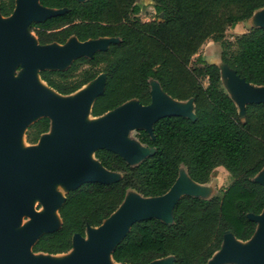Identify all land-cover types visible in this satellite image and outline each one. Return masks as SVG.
Here are the masks:
<instances>
[{
	"label": "trees",
	"instance_id": "16d2710c",
	"mask_svg": "<svg viewBox=\"0 0 264 264\" xmlns=\"http://www.w3.org/2000/svg\"><path fill=\"white\" fill-rule=\"evenodd\" d=\"M16 0H0V14L10 16ZM139 0H39L47 9L61 10L29 33L37 44L64 45L112 38L115 41L91 57H80L64 69H43L40 79L60 95H70L104 76V88L92 105L100 117L130 100L151 103L152 83L177 101L192 100L195 118L166 116L149 132L136 129L134 138L152 152L131 165L119 154L97 149L95 159L121 174L111 183H83L68 191L59 209L61 226L43 234L33 253H67L74 235L85 236L123 203L129 190L144 198L167 193L181 166L197 183H208L223 167L231 182L220 195L202 199L181 197L172 222L157 218L134 223L111 255L116 263L150 264L172 256V264H206L223 243L224 234L246 241L264 207V188L254 177L264 167V103H250L241 120L233 100L222 87L219 68L193 57L207 41L219 43L220 57L247 83L264 86V27L235 37L226 31L246 22L264 7V0H151L156 19L142 21ZM206 79V85L203 80ZM52 121L42 117L28 126L26 142L35 144L49 132Z\"/></svg>",
	"mask_w": 264,
	"mask_h": 264
},
{
	"label": "water",
	"instance_id": "95a60500",
	"mask_svg": "<svg viewBox=\"0 0 264 264\" xmlns=\"http://www.w3.org/2000/svg\"><path fill=\"white\" fill-rule=\"evenodd\" d=\"M60 12L42 7L39 0H16L10 16L0 14V264H126L116 263L111 253L130 227L150 218L171 223L174 205L181 197L192 195L211 199L215 196L205 193L204 185L207 183L200 191L204 197L188 194L194 187L185 177L186 168L181 166L176 182L162 196L144 198L129 190L123 203L108 219L98 227H87L86 238L74 235L71 248L74 253L63 262L35 259L33 254H50L33 253L32 246L43 234L61 226L59 209L68 191L83 183H111L121 178L120 173L106 170L95 159L97 149L111 150L134 165L152 150L139 143L133 135L132 140L127 139L129 133L140 128L151 132L153 124L166 116L194 119V104L191 99H172L153 82L150 105L130 100L100 117H92L93 102L104 88L102 74L99 76L103 81L98 76L83 86L84 91L73 100L62 99L69 95H60L46 84L60 98L55 99L40 90L34 78L37 75L40 79V70L64 69L75 59L91 57L115 41L107 37L86 42L71 38L64 45H38L37 40L29 35L28 26ZM246 24L249 29L264 27V7L256 10ZM207 63L219 68L222 87L233 100L241 120L245 119L246 105L264 103V86L245 82L222 62L221 57ZM16 65H22L28 72L20 77L14 76ZM240 109H243V114ZM86 115L94 121L85 123ZM42 117L51 119L49 132L55 127L54 135H48L49 132L42 134L37 142L38 148L17 149L16 139L22 126L33 118L35 122ZM254 180L264 188V167ZM56 181L68 186L64 197L52 190ZM131 192L135 195L130 196ZM36 197L49 213L56 212L55 217L42 216L33 209ZM22 215H29L33 220L24 229L17 230ZM248 217L257 223L251 238L241 241L226 232L221 248L206 264H264V207L259 215ZM173 261L174 258L168 256L150 264H172Z\"/></svg>",
	"mask_w": 264,
	"mask_h": 264
},
{
	"label": "rangeland",
	"instance_id": "374dc122",
	"mask_svg": "<svg viewBox=\"0 0 264 264\" xmlns=\"http://www.w3.org/2000/svg\"><path fill=\"white\" fill-rule=\"evenodd\" d=\"M138 3L142 6V10H141V12L139 14V18L142 21H150V20L156 19L155 11H154V9L151 6L150 0H139ZM248 29H249V25L248 24H244L243 27L238 28V29H236L235 27L234 28H229L226 31V38L228 40H230V41H234L235 37L240 35L239 34L240 32H242L244 30L247 31ZM29 35L36 40V38L33 36V34L29 33ZM105 41H107V40H105ZM220 53H221L220 44L219 43H215L213 41H209V42L205 43L201 47L199 52L193 57L192 61L194 63L196 61V59H197V56L199 55L206 62H212L213 60H215V59L220 57ZM36 70L37 69L34 70L35 74L37 73ZM227 70L230 71L229 69H227ZM27 72H28L27 68L23 67L22 65H16L14 67V70H13V74L16 77H20V76L26 74ZM98 79L103 81V77L102 76H99ZM206 83H207V80L204 79L203 80V84L206 85ZM81 91H84V87L82 89H80L78 92H76V93H74L72 95L66 96L65 98H62V99H64V100H73V99H75L77 97V95L82 93ZM240 111H241V114H243V109L242 110L240 109ZM84 119H85L84 120L85 123H91V122L94 121V119L91 116H89V115H86V117ZM100 119H103V117L100 118ZM34 120H35L34 118L29 120L20 129V131L18 133V136H17V139H16V147H17V149L25 150V149L37 147L38 143L36 145H30V144L26 143L25 134H24V132L26 131L27 127ZM54 132H55V127L52 128V130L48 133V135L53 136ZM132 135H134V132L131 131L129 133V136H128L127 139L132 140V138H131ZM91 156H92V152L89 153V157H91ZM184 174H185V177L188 178L189 182L194 187V189H192L193 192H188V194L203 196L200 193V191H201V189H203V185L204 184H199V183H196V182L192 181L191 179H189V177H188V175H187V173L185 171H184ZM181 176H183V173H182ZM182 180H183V178H182ZM230 182H231V179H230L228 173L224 169L220 168V169L214 171V173L211 176L209 182L204 185L205 186L204 191H205L206 194L211 195V196L220 195L221 189L225 188L226 186H228ZM52 190L54 192L58 193L60 196L64 197L65 193L68 190V186H66L62 181H56L54 183V185H53ZM134 195H135L134 192L130 193V196H134ZM33 209L38 214H40L42 216L50 215L52 217H55V214H56V212H54V211L52 213H49L48 209L41 203L40 199L37 198V197L34 199ZM32 220H33L32 217H30L29 215H22L21 218H20V223L16 227V229L17 230L24 229L27 225H29V223ZM55 222L58 223V220L55 219ZM86 237H87V235L85 236V238ZM73 251L74 250L71 249L67 253L49 255V256L44 255V254H33V257L35 259H45V260H49V261H52V262H55V263H60V262L65 261L66 259L70 258L73 255V253H74Z\"/></svg>",
	"mask_w": 264,
	"mask_h": 264
},
{
	"label": "bare ground",
	"instance_id": "6f19581e",
	"mask_svg": "<svg viewBox=\"0 0 264 264\" xmlns=\"http://www.w3.org/2000/svg\"><path fill=\"white\" fill-rule=\"evenodd\" d=\"M34 78H35L36 85H37V87H38L40 90H42V91L48 93L49 95H51V96L54 97L55 99H59V98H60V96L57 95L56 93L52 92V91H51V90L45 85V83H43V82L38 78L37 75H34ZM84 120H85V119H84ZM89 121H90V120H89ZM33 200H34V199H33ZM33 203H34V201H33Z\"/></svg>",
	"mask_w": 264,
	"mask_h": 264
},
{
	"label": "crops",
	"instance_id": "0c3cea01",
	"mask_svg": "<svg viewBox=\"0 0 264 264\" xmlns=\"http://www.w3.org/2000/svg\"><path fill=\"white\" fill-rule=\"evenodd\" d=\"M244 24H246V22H243V23H241V24H239V25H236L235 28H236V29L241 28V27L244 26ZM248 30H249V29H248ZM248 30H247V31H248ZM244 32H246V30L240 32L239 34H242V33H244ZM207 42H209V41H207ZM207 42H206V43H207ZM220 168L223 169V167H218V168H216L215 170H218V169H220ZM224 170H225V169H224ZM226 187H227V186H226ZM226 187H225V188H226ZM225 188H222V189H225Z\"/></svg>",
	"mask_w": 264,
	"mask_h": 264
},
{
	"label": "flooded vegetation",
	"instance_id": "af4514ba",
	"mask_svg": "<svg viewBox=\"0 0 264 264\" xmlns=\"http://www.w3.org/2000/svg\"><path fill=\"white\" fill-rule=\"evenodd\" d=\"M31 34H33V33H31ZM33 36H34V34H33ZM35 37V36H34ZM36 38V37H35Z\"/></svg>",
	"mask_w": 264,
	"mask_h": 264
}]
</instances>
